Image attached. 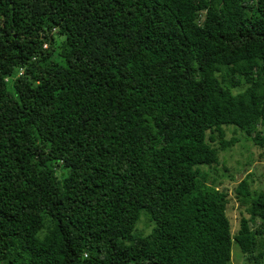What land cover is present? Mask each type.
<instances>
[{"label": "trees", "instance_id": "obj_1", "mask_svg": "<svg viewBox=\"0 0 264 264\" xmlns=\"http://www.w3.org/2000/svg\"><path fill=\"white\" fill-rule=\"evenodd\" d=\"M228 128L264 161V0H0V264H264Z\"/></svg>", "mask_w": 264, "mask_h": 264}, {"label": "rangeland", "instance_id": "obj_2", "mask_svg": "<svg viewBox=\"0 0 264 264\" xmlns=\"http://www.w3.org/2000/svg\"><path fill=\"white\" fill-rule=\"evenodd\" d=\"M227 131V139L231 138H240L239 143L236 144L235 147L232 148L231 152L223 153L222 159L220 160L219 165V174L222 175L224 165L223 160H227L225 165L226 167H231L234 175L237 174L238 180L242 181L245 178L248 180L249 184L253 188H257V186L263 189L264 186V161H261L259 155L262 151L251 147L250 151L248 146H246V138L241 136V131L235 130L234 128H228ZM240 133H238V132ZM251 151H254V155H251ZM250 164H246L247 161L251 160ZM253 156V157H252ZM245 164V165H244ZM205 168V167H204ZM205 171H209V168H205ZM224 182V186H227L230 189L231 194V202L228 206V214L233 222V233H237L239 229L240 222V213L245 211V208H241L239 202L237 201L235 195L233 194L234 187L238 184V181H229L228 179L222 180ZM259 225V223H258ZM143 225H141L142 227ZM150 230V229H149ZM148 230V231H149ZM232 264H249L241 252V249L237 243L233 244L232 249Z\"/></svg>", "mask_w": 264, "mask_h": 264}]
</instances>
